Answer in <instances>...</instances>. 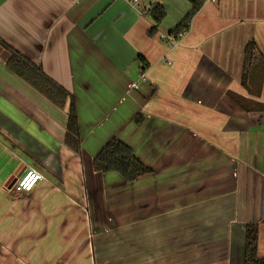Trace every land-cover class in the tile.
<instances>
[{
    "label": "crops",
    "instance_id": "0c3cea01",
    "mask_svg": "<svg viewBox=\"0 0 264 264\" xmlns=\"http://www.w3.org/2000/svg\"><path fill=\"white\" fill-rule=\"evenodd\" d=\"M154 2L0 0V37L74 95L81 136L76 154L64 143L69 103L11 70L0 44V264H107L123 233L129 264H243L249 222L264 256V111L232 97L264 104V0L205 1L175 42L162 34L191 3L161 0L150 35ZM114 137L153 173L126 183L95 171ZM28 167L44 178L17 192L9 181Z\"/></svg>",
    "mask_w": 264,
    "mask_h": 264
},
{
    "label": "trees",
    "instance_id": "16d2710c",
    "mask_svg": "<svg viewBox=\"0 0 264 264\" xmlns=\"http://www.w3.org/2000/svg\"><path fill=\"white\" fill-rule=\"evenodd\" d=\"M188 1L191 3L190 11L180 23L168 32V34L174 37L176 41L181 39V33L184 35L189 31L193 18L202 8L206 0ZM148 15L153 20V25L148 33L154 35L159 31V28L166 17V9L161 0H155V2L149 7ZM0 44L10 53L8 66L11 70L22 77L58 107L65 108L69 103L66 125L67 131L64 143L76 154H80L81 136L77 104L74 95L63 85L47 75L41 66L29 61L24 55L5 42L1 37ZM258 54L256 43L253 41L249 42L245 48L242 85L245 88H248L250 93L252 92L249 83H247V78L251 69L254 67V64L260 59V57L257 56ZM143 67H146L145 63L142 65V68ZM232 97L234 101L247 112L264 111V104L262 103L255 104L251 100L236 95ZM136 120L140 121L139 118ZM92 165L94 170L100 173H118L126 183H132L139 177L151 174L154 171L150 166H147L137 158L130 145L116 137L110 139L104 145L100 152L94 157ZM244 234L243 264H264V256L259 253V224L257 222L246 223Z\"/></svg>",
    "mask_w": 264,
    "mask_h": 264
},
{
    "label": "built area",
    "instance_id": "2783aa9c",
    "mask_svg": "<svg viewBox=\"0 0 264 264\" xmlns=\"http://www.w3.org/2000/svg\"><path fill=\"white\" fill-rule=\"evenodd\" d=\"M134 3L138 2V0H132ZM206 1H214V0H206ZM183 33L180 34L182 36ZM170 36L168 33H163V39H169ZM172 41L176 40L172 37ZM134 87L138 88L139 84L134 83ZM44 178L43 174L34 169L33 167L26 168L23 173L13 182L12 187L17 192H27L32 191L34 187Z\"/></svg>",
    "mask_w": 264,
    "mask_h": 264
},
{
    "label": "rangeland",
    "instance_id": "374dc122",
    "mask_svg": "<svg viewBox=\"0 0 264 264\" xmlns=\"http://www.w3.org/2000/svg\"><path fill=\"white\" fill-rule=\"evenodd\" d=\"M97 206H98V207H101V209H104V208H102V206H100V205H97ZM102 212H103V215H104V212H105V211L102 210ZM113 213H114V214L116 215V217H117L116 205H115V211H114ZM107 214H108V213H107ZM121 214L123 215V213H121ZM107 217L109 218V219H108L109 222L112 221V218H110L108 215H107ZM117 221H118V223H117ZM117 221L115 222V220H113L112 224H115L114 227L117 226V224H121V223L126 222L127 219H126V218H118ZM112 224H111V223H110V225L107 224L106 230L109 229V227H111ZM107 236H108V234L104 236V240H106V239H110V237H107ZM101 237H102V236H101ZM126 238H127V237H126ZM124 239H125V233H123V237H121V239H120V243L116 246V251H119V253H115V255H116V256H120L121 258H120V259H117V258H116V259H111V260H109L110 264H112V263H114V264H129V263H128V260H127V256H128V247H127V243L124 242ZM118 240H119V239H118ZM109 244H110V242H109ZM109 244H103V245H102V249H103L106 245H109ZM112 247H113V246H112ZM112 247H109V248H107L106 250H103V251H105L106 253H107V252L111 253V252L114 251ZM93 255H94L93 262H95V261H96V253H94ZM104 260H105V259H104ZM104 260L102 259L100 262L102 263ZM105 261H107V260H105ZM109 262L107 261V264H109ZM186 264H198V260H194V261L186 260Z\"/></svg>",
    "mask_w": 264,
    "mask_h": 264
},
{
    "label": "water",
    "instance_id": "95a60500",
    "mask_svg": "<svg viewBox=\"0 0 264 264\" xmlns=\"http://www.w3.org/2000/svg\"><path fill=\"white\" fill-rule=\"evenodd\" d=\"M24 169L21 172L14 173L13 177L10 179L9 184H13V182L23 173Z\"/></svg>",
    "mask_w": 264,
    "mask_h": 264
}]
</instances>
